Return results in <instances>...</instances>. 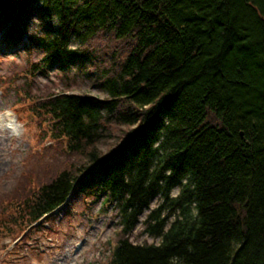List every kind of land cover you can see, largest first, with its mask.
Masks as SVG:
<instances>
[{
    "label": "trees",
    "instance_id": "1",
    "mask_svg": "<svg viewBox=\"0 0 264 264\" xmlns=\"http://www.w3.org/2000/svg\"><path fill=\"white\" fill-rule=\"evenodd\" d=\"M0 44L40 53L31 83L77 68L104 93L23 80L42 149L0 192L2 257L86 199L116 210L109 264H264V0H0ZM156 198L160 242L133 243Z\"/></svg>",
    "mask_w": 264,
    "mask_h": 264
},
{
    "label": "rangeland",
    "instance_id": "2",
    "mask_svg": "<svg viewBox=\"0 0 264 264\" xmlns=\"http://www.w3.org/2000/svg\"><path fill=\"white\" fill-rule=\"evenodd\" d=\"M76 44L74 39L70 46L75 48ZM15 51L6 50L0 44V114L8 111L14 116L11 129L0 126V192L3 194L11 190L20 174L24 173V153L30 149L31 153L42 149L34 145L37 123L33 124V118L25 112L24 105L18 103L22 100L19 98L24 96L21 90L23 80L31 83L25 66L28 62L37 61L40 53L35 49H25L19 54H15ZM76 69L66 71L68 74L54 70L43 76H35L29 95L44 97L48 92H68L104 96L103 91L93 84L92 78H87L86 71ZM6 77H10V81L7 82ZM8 87L11 92L4 95L3 90ZM43 146L46 148L50 144L46 141ZM177 192L178 189H173L171 195ZM159 202L158 198L152 200L139 218L140 223L130 236L133 243L150 245L160 242L143 231V219ZM68 204L70 213L61 207L55 211L57 218L54 221H39L38 228L28 235L27 242L21 243L23 236L17 238L15 243L6 240L4 244L8 247L6 252L3 251V257L0 253V264H109L111 252L120 237L116 210L111 204L102 207L99 202L90 204L86 199Z\"/></svg>",
    "mask_w": 264,
    "mask_h": 264
},
{
    "label": "bare ground",
    "instance_id": "3",
    "mask_svg": "<svg viewBox=\"0 0 264 264\" xmlns=\"http://www.w3.org/2000/svg\"><path fill=\"white\" fill-rule=\"evenodd\" d=\"M14 116L6 111L0 114V126H5L6 129H11L13 126Z\"/></svg>",
    "mask_w": 264,
    "mask_h": 264
}]
</instances>
